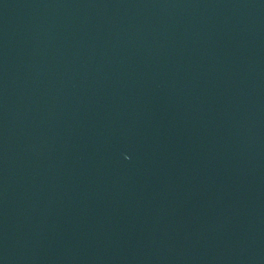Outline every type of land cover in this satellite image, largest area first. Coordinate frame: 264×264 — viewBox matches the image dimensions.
Instances as JSON below:
<instances>
[{
    "label": "water",
    "instance_id": "1",
    "mask_svg": "<svg viewBox=\"0 0 264 264\" xmlns=\"http://www.w3.org/2000/svg\"><path fill=\"white\" fill-rule=\"evenodd\" d=\"M0 264H264V0H0Z\"/></svg>",
    "mask_w": 264,
    "mask_h": 264
}]
</instances>
